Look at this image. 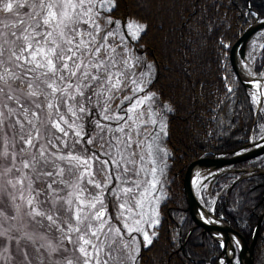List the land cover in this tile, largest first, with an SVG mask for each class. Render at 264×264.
I'll return each mask as SVG.
<instances>
[{
	"label": "snow or ice",
	"instance_id": "1",
	"mask_svg": "<svg viewBox=\"0 0 264 264\" xmlns=\"http://www.w3.org/2000/svg\"><path fill=\"white\" fill-rule=\"evenodd\" d=\"M116 6L0 0V187L12 189L0 254L18 264H139L137 245L157 236L142 225L158 213L145 219L143 208L159 191L155 155H167L160 138L175 108L148 90L153 63L125 43ZM124 28L139 38L146 25Z\"/></svg>",
	"mask_w": 264,
	"mask_h": 264
},
{
	"label": "trees",
	"instance_id": "2",
	"mask_svg": "<svg viewBox=\"0 0 264 264\" xmlns=\"http://www.w3.org/2000/svg\"><path fill=\"white\" fill-rule=\"evenodd\" d=\"M110 15L116 21L146 25L134 50L155 65L149 91L160 94L158 102L170 101L175 108L165 117L171 156L161 222L153 244L142 246L139 264H216L221 245L193 221L184 177L198 159L248 145L264 123V114L256 117L251 91L231 63L233 46L257 15L264 19V0H117ZM255 71H264V42ZM245 168L258 173L245 178L242 172L220 175L212 192L221 193L216 218L250 244L264 215V156L235 166ZM254 264H264V222Z\"/></svg>",
	"mask_w": 264,
	"mask_h": 264
},
{
	"label": "rangeland",
	"instance_id": "3",
	"mask_svg": "<svg viewBox=\"0 0 264 264\" xmlns=\"http://www.w3.org/2000/svg\"><path fill=\"white\" fill-rule=\"evenodd\" d=\"M8 15L9 14H7V13H0V19H3L4 17H6ZM114 21H116V20H114ZM119 22H120L119 25H116L117 30L124 37L125 43L129 47H132L133 52L135 54H137L134 50L133 45L138 41V39L140 38L141 34L144 31L138 34L139 38L134 37L133 35L130 34L129 30L124 28V25L128 22H135V21H126L124 23L121 21H119ZM263 42H264V30L257 33L250 40L248 47H247V53H246L245 58L243 59L240 56H238V63H239V65L244 64L245 66H247V71L249 73L257 75V76L264 79V71L262 73H256V71H255V66L261 57ZM145 61L152 62L149 60H145ZM153 68H154V70H153V74H152V79L147 86L148 90H149V86L152 83V81L154 80L155 74H156V68H155L154 63H153ZM250 91H251V96L253 98V102L255 104L256 112L258 111L259 115L261 113L264 114V112L261 111V109L264 108V104L262 106H260L258 104V99H257V96H256L253 88H250ZM140 95L143 96L144 94L141 93ZM153 107H155V105H153ZM145 119H147V117H145ZM165 120H166V118H165ZM166 123H167V121H166ZM263 136H264V129H261V127H260V131H259L258 135L252 134V137H251L252 142L253 141L256 142V141L260 140ZM166 138H167V136H162L160 138V144H161V146L164 147L165 151L167 152V155H164L162 160L160 158L162 154L157 153L155 155V158L158 161L156 166L158 169L157 178L159 180V184H158L159 191L155 192L154 197L152 195H149L146 198L145 206L143 208V212L145 213V219H149L151 217L153 209H155V211L158 213V215L155 217L156 219L159 220L158 225H156L152 229H148V226L146 224L142 225L146 230H149L150 233L152 231H155L156 228H158L160 225V222H161L160 206L165 201V198H166V182L165 181H166V175H167V170H168V159L171 156L170 151L166 146ZM137 167L138 168L140 167L139 163H138ZM151 167H152V165L148 164L146 162L143 164V168L145 170V173H144L145 175L147 174L148 169ZM235 172H243L246 174H253L256 172V170L251 169V168L235 169V167H229V168H225L223 170H220L219 172L212 173L208 177L202 178L196 183L195 190H196L197 196L200 198V200L203 202V204L208 209L212 210V212H214V205H215L218 197L221 195V193L215 194L212 192L213 184H214L216 178L219 177L220 175H223V174L235 173ZM148 178L150 179L151 177L149 176ZM227 189H229V185L224 188V190H227ZM11 192H12V189L9 188L7 185H3L2 187H0V206H4L6 201L9 202L8 207L6 209L7 211H12L11 196H10ZM148 201H154V202L151 205H149ZM109 212H112L113 215H115L116 217H119V213L113 212L110 205H109ZM26 219L27 218H25V220ZM123 223H124V221L116 219V220L111 221V226L113 229L118 228V227L122 228ZM133 235H136L138 240L142 241V239H143L142 235H139L137 233H133ZM142 246H143V243H140L137 245L139 253H140V250L142 249ZM69 247H71V246L69 245ZM69 255H72V254L69 253ZM238 257H239V252H238V255L236 257L237 262H238ZM0 264H18V262H17V260L12 259L7 252H4V253L0 254ZM35 264H47V261L43 257L38 256V258H35Z\"/></svg>",
	"mask_w": 264,
	"mask_h": 264
},
{
	"label": "water",
	"instance_id": "4",
	"mask_svg": "<svg viewBox=\"0 0 264 264\" xmlns=\"http://www.w3.org/2000/svg\"><path fill=\"white\" fill-rule=\"evenodd\" d=\"M256 21L252 23L243 33V35L240 37V39L236 42V44L233 46L231 50V63L232 66L242 81V83L245 85L246 88L250 89L252 88L250 84L246 82V80L242 77L240 73V67L238 63V56L241 58H245L247 53V47L250 42V40L259 32L264 30V19H261L258 15L256 16ZM259 112H256V116H258ZM264 137V136H263ZM241 151H246L244 153L238 154ZM264 156V138H261L260 140L256 141L255 145L252 143V139H250V143L238 150L226 153V154H218L213 157H202L192 163L184 177V190L185 195L189 207V211L191 213L192 219L195 222L196 226L203 229V232H207L212 236L214 240L219 242L217 238L213 235L214 232H224L227 236L229 234L235 235L239 241V257L238 262L236 261L237 253L234 250V254L232 257H227L226 249L221 245L222 253L218 257L217 263L220 264V260L225 257L224 264H254V250L258 241L259 231L260 228L264 222V215L260 218L259 223L255 229L253 239L251 243L249 244L245 238L236 230L232 229L228 224L225 222L219 220L216 218L214 214V218L216 222L219 224H208L202 221V219L199 216V210L201 208V204L197 199L196 193L194 191V185H193V177L194 173L198 168H213L215 170L220 171L225 168L229 167H235L236 165L255 161L258 160ZM261 173H264L263 171H260ZM227 247V241L226 245Z\"/></svg>",
	"mask_w": 264,
	"mask_h": 264
},
{
	"label": "bare ground",
	"instance_id": "5",
	"mask_svg": "<svg viewBox=\"0 0 264 264\" xmlns=\"http://www.w3.org/2000/svg\"><path fill=\"white\" fill-rule=\"evenodd\" d=\"M239 67H240L239 70H240V73H241L242 77L254 89L255 94L257 96V99H258V104L260 106H262L264 104V79L261 78V77H259V76H257V75H254V74L249 73L247 71V66H245L244 64L243 65L240 64ZM252 143H253V145H255L256 142L253 141ZM244 152H246V151H241L238 154H241V153H244ZM215 172H217V170H215L213 168H203V167L202 168H198L195 171L194 177H193V185H194V191H195V193H196V190H195L196 183L200 179L206 178V177H208L209 175H211L212 173H215ZM196 196H197V194H196ZM197 199H198V201L201 204V208L199 210V216L202 219V221H204L205 223H208V224H219L218 222H216L212 210L208 209L203 204V202L200 200V198L198 196H197ZM206 221H208V222H206ZM205 233H207V232H205ZM213 235L217 238V240L221 243V245L226 249V252H227V255L226 256L227 257H232L233 254H234V250H235V252L238 255V251H239L240 245L237 246L238 239H237V237L235 235L229 234L227 236L222 231L221 232H214ZM226 241H227V247H225ZM225 257H223L220 260V264H224Z\"/></svg>",
	"mask_w": 264,
	"mask_h": 264
},
{
	"label": "flooded vegetation",
	"instance_id": "6",
	"mask_svg": "<svg viewBox=\"0 0 264 264\" xmlns=\"http://www.w3.org/2000/svg\"><path fill=\"white\" fill-rule=\"evenodd\" d=\"M246 173H244V175H245Z\"/></svg>",
	"mask_w": 264,
	"mask_h": 264
}]
</instances>
